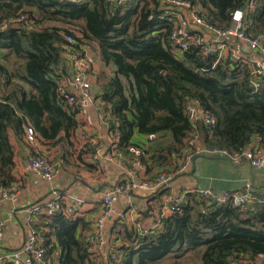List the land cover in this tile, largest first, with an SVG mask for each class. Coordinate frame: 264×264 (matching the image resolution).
<instances>
[{
    "label": "trees",
    "instance_id": "trees-1",
    "mask_svg": "<svg viewBox=\"0 0 264 264\" xmlns=\"http://www.w3.org/2000/svg\"><path fill=\"white\" fill-rule=\"evenodd\" d=\"M186 1L197 5L199 14L217 28H227L230 13L246 4ZM168 5L175 6L167 0H0V23L23 12L35 24L34 29L10 26L0 31V57L10 59L13 54L24 62L23 73L0 62V187L14 182L16 150L10 131L27 142L25 129L30 126L35 141L68 143L78 108L67 104L69 90L63 84L71 78L64 55L67 34L74 38L70 45L75 50L94 41L100 59L113 66L99 98L109 107L124 148H141L139 162L147 172L170 173L184 157L196 155L195 145L187 143L193 130L185 112L187 100L216 117L212 128L196 124L206 149L264 150V76L254 89L248 71L237 61L217 59L194 45L181 54L174 52L169 42L173 10ZM245 21L246 33H264V0ZM62 86L64 93L59 92ZM135 132L155 138L145 146L133 141ZM165 133L170 141L156 144ZM58 205L49 214H35L32 221L48 262L53 236L61 264H103L92 255L89 222L69 218ZM115 250V264H165L168 258L167 264H249L264 256V198L243 207L212 203L205 210L197 193L189 192L179 210L162 218L161 227ZM192 257L196 263L188 261Z\"/></svg>",
    "mask_w": 264,
    "mask_h": 264
},
{
    "label": "crops",
    "instance_id": "crops-1",
    "mask_svg": "<svg viewBox=\"0 0 264 264\" xmlns=\"http://www.w3.org/2000/svg\"><path fill=\"white\" fill-rule=\"evenodd\" d=\"M167 7L173 10L174 20L178 17L185 18L189 27L198 31L206 42L214 45L223 43L224 48L221 50L223 58L239 62L240 67L247 71L257 63L264 67V51L250 49L247 43L234 35L217 40L214 33L194 24L191 11L188 9L171 5ZM194 8L199 10L197 5H194ZM79 51L93 58V63L88 69L93 101L76 112V124L69 130L68 143L48 145L39 139L34 143H28L23 139H17L10 131V138L16 150L13 176L18 192L12 199L0 200V216L5 221L4 234L0 239V257L21 248L24 244L31 227L30 221L34 218L30 213L33 206L44 207L53 197L59 195L58 201L66 215L72 219L82 218L89 222L90 228L93 229L94 219L101 211L102 196L108 187L123 179L138 182L150 179L156 174V169L147 172L141 162H136L132 158L128 148H124L109 107L99 98L101 85L113 74V66L105 64L100 59L94 41L84 42L80 45ZM7 53L8 51L4 50L2 54L8 55ZM9 58L16 57L12 54ZM3 60L7 59L0 57V62L3 63ZM19 61L21 64L18 71L23 73L24 62ZM65 62L71 77L72 67L67 60ZM69 80H63L64 86L69 92L80 97V93ZM200 139L195 144L196 155L192 157L191 166L184 173L172 177L160 190L137 189L134 193L133 208L127 206L122 196L116 197L115 214L105 221V243L95 247L93 242L91 246L95 261L109 264L106 256L108 251L113 249L115 252V249L156 228L161 224L162 218L170 214L167 199L176 198L186 191L210 188L217 192H241L248 181L253 198H264V167L252 168L245 162L233 164L223 156L207 154L204 151L206 147ZM148 140L147 136L138 132L133 135L134 142L145 146H148ZM169 141L170 135L165 133L162 137H157L155 143L165 145ZM30 153H41L50 161L61 163L52 181L38 178L27 168L26 157ZM69 195L79 197L82 203L73 207L68 199ZM119 212L125 214L123 219L117 216ZM41 213L50 212L43 210ZM39 239L43 244L40 236ZM47 256L50 264H61V250L55 244L53 236L50 239ZM256 260L264 262V256Z\"/></svg>",
    "mask_w": 264,
    "mask_h": 264
},
{
    "label": "built area",
    "instance_id": "built-area-1",
    "mask_svg": "<svg viewBox=\"0 0 264 264\" xmlns=\"http://www.w3.org/2000/svg\"><path fill=\"white\" fill-rule=\"evenodd\" d=\"M126 0H114L115 3L121 4ZM170 4L179 6L191 11L194 24L202 26L208 31H211L216 35L217 40L224 39L228 35H234L237 38L243 40L250 49L264 51V33H246V21L245 16L255 10L259 0H246L244 8H236L230 13V25L227 28H217L209 24L204 17L199 14V11L194 8L189 1L186 0H167ZM18 27L23 29H34V20L27 14L21 12L16 16L5 18L0 23V31L7 29L8 27ZM65 40L69 45L65 47L64 55L68 63H70L71 78L70 83L76 88V91L80 93V97L77 94L69 92L66 102L68 105H74L75 107L83 108L93 101L92 94L90 93V82L88 77V69L93 63V58L89 55L81 53L79 50H75L70 44L74 43V38L67 34ZM169 42L172 46V50L177 54H181L187 50L191 45L199 46L201 53L215 54L217 59L223 57L221 50L224 48V44H216L206 42L202 35L189 27L188 21L183 17L175 18L173 27L169 33ZM264 67L261 64H256L253 68H250L249 82L254 89H258L261 85V76L263 75ZM1 77V73H0ZM65 92L64 86L59 91ZM185 112L188 120L193 125V130L187 139L188 145L194 146L200 139V133L196 127L198 121L202 122L206 126L212 128L216 123V117L213 113L204 111L198 107L196 101L187 100L185 103ZM26 140L28 143L35 142V131L32 127L28 126L25 129ZM149 139L155 138L154 134L148 135ZM128 151L132 158L139 162V156L141 154V148L137 146H129ZM206 153L212 155H220L227 158L231 163L238 164L240 162L247 163L252 168L264 167V150L261 149H244L242 151L230 152L223 148L205 149ZM199 152V151H198ZM196 152V153H198ZM192 164V157L190 155L184 157L179 165L170 173L158 172L150 179H144L141 181H134L130 179H123L115 183L113 186L108 187L101 199V211L96 215L93 222V242L94 246H102L105 243V221L108 217L115 214L114 202L117 196H122L128 207L133 208L134 205V193L137 189H150L160 190L168 181L177 174L184 173ZM27 168L35 174L38 178L45 181H52L55 177L59 165L61 163H55L50 161L46 155L41 153H30L26 157ZM250 183L247 181L244 184L243 191H220L217 192L210 188H204L194 191L203 202V208L208 210L212 203L216 204H231L235 207H243L254 201V198L250 191ZM18 192L17 185L13 182L7 186L0 187V200L12 199ZM189 192L186 191L176 198H168L167 205L170 212L179 210V207L184 204L186 196ZM59 195L53 197L48 203L41 206H33L30 209L31 215L45 211L52 212L59 208L58 205ZM68 199L73 204V207L82 203L79 197L69 195ZM44 208V209H43ZM120 219L125 217V214L119 212L117 215ZM34 219V218H33ZM26 234L24 244L21 248L11 251L0 257V264H49L45 257L46 249L42 245L39 239V235L35 228L32 226ZM5 221L0 216V239L4 234ZM161 227L159 224L156 228ZM109 259V264H115L116 253L111 249L106 254ZM2 261V262H1ZM229 264H238L235 261H231ZM249 264H264L262 261H254Z\"/></svg>",
    "mask_w": 264,
    "mask_h": 264
},
{
    "label": "rangeland",
    "instance_id": "rangeland-1",
    "mask_svg": "<svg viewBox=\"0 0 264 264\" xmlns=\"http://www.w3.org/2000/svg\"><path fill=\"white\" fill-rule=\"evenodd\" d=\"M7 60H3V63L6 65V66H8L10 69H12V70H18L19 69V67H20V64H21V62L17 59V58H15V59H8V58H6ZM16 72V71H15ZM171 261V259H166L165 261H164V263L165 264H167V263H169ZM172 261H173V259H172ZM187 261V260H186ZM188 261H191V262H194V263H196L197 262V260H196V257H192V259H189ZM178 264H187V263H184V262H179Z\"/></svg>",
    "mask_w": 264,
    "mask_h": 264
}]
</instances>
